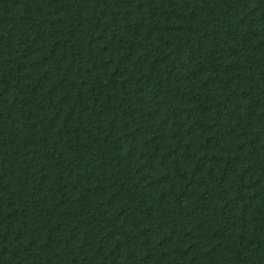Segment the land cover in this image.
<instances>
[{"label": "trees", "instance_id": "16d2710c", "mask_svg": "<svg viewBox=\"0 0 264 264\" xmlns=\"http://www.w3.org/2000/svg\"><path fill=\"white\" fill-rule=\"evenodd\" d=\"M0 264H264V0H0Z\"/></svg>", "mask_w": 264, "mask_h": 264}]
</instances>
